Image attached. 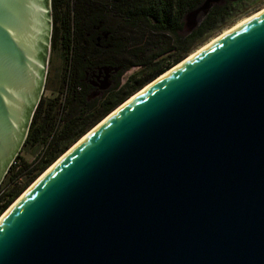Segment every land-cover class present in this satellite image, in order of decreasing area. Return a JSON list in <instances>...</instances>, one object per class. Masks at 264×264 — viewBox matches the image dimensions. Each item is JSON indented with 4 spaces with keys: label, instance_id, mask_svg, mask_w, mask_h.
<instances>
[{
    "label": "water",
    "instance_id": "95a60500",
    "mask_svg": "<svg viewBox=\"0 0 264 264\" xmlns=\"http://www.w3.org/2000/svg\"><path fill=\"white\" fill-rule=\"evenodd\" d=\"M51 3L0 0V186L45 89ZM155 80L0 221V264H264V13Z\"/></svg>",
    "mask_w": 264,
    "mask_h": 264
},
{
    "label": "trees",
    "instance_id": "16d2710c",
    "mask_svg": "<svg viewBox=\"0 0 264 264\" xmlns=\"http://www.w3.org/2000/svg\"><path fill=\"white\" fill-rule=\"evenodd\" d=\"M51 1V49L62 53L65 87L40 100L24 146L41 149L32 161L19 154L13 162L0 186V216L89 130L233 21L246 2L215 5L187 33L186 15L205 0ZM106 76L114 85L93 98Z\"/></svg>",
    "mask_w": 264,
    "mask_h": 264
},
{
    "label": "rangeland",
    "instance_id": "374dc122",
    "mask_svg": "<svg viewBox=\"0 0 264 264\" xmlns=\"http://www.w3.org/2000/svg\"><path fill=\"white\" fill-rule=\"evenodd\" d=\"M224 3H221V4H224ZM263 8H264V0H246V2H243L239 6L240 11L236 10V16L234 17L233 21H231L230 23L227 22V24L222 29H220L219 31L210 35V37L207 40H205L203 43L197 45V47L194 49V51H196L201 46L208 43L209 41H211L215 37L219 36L223 31L232 27L233 25H235L236 23H238L242 19H244V18H246L252 14L257 13L258 11H260ZM185 32L188 33V32H190V30L188 28H186ZM47 71H48L47 80H46L44 92L42 94V98L44 100L54 99V98L61 96V92L64 90V87H65L64 81H63L64 80V74H65V63H64V60L62 57V53L59 50H55V49L50 50L49 63H48ZM134 71H135V69H131L129 72H127L126 75L121 79V83H124L125 78L128 77L130 74H132ZM101 82L102 81H100V85H102ZM108 83H109L108 86L105 88H101L100 85H97L96 86L97 90L93 91L94 94L92 97L93 98L94 97L95 98L100 97L102 95V93L104 91H106V89H108L110 86L112 87L114 85V82L112 83V82H110V80L108 81ZM40 149L41 148L39 146L29 147V148L24 146L22 148V150L20 151V155H22L27 161H32V160H34L36 155L39 153Z\"/></svg>",
    "mask_w": 264,
    "mask_h": 264
},
{
    "label": "bare ground",
    "instance_id": "6f19581e",
    "mask_svg": "<svg viewBox=\"0 0 264 264\" xmlns=\"http://www.w3.org/2000/svg\"><path fill=\"white\" fill-rule=\"evenodd\" d=\"M264 13V8L261 9L260 11H258L255 14H252L244 19H242L241 21H239L238 23H236L235 25H233L232 27L226 29L225 31H223L219 36L215 37L214 39H212L211 41H209L208 43L204 44L203 46H201L199 49H197L196 51H194L193 53H191V55H189V57H187L185 60H183L181 63H179L178 65H176L175 67H173L172 69H170L169 71H167L166 73H164L162 76H160L157 80H155L152 84L148 85L147 87H145L143 89V91L148 87H150L151 85H153L154 83H156L157 81L161 80L162 78H164L165 76L169 75L170 73H172L174 70H176L178 67H180L181 65H183L184 63H186L187 61H189L190 59H192L193 57H195L196 55H198L199 53H201L202 51H204L205 49H207L208 47H210L211 45H213L215 42L219 41L220 39H222L223 37H225L226 35H228L229 33H231L232 31H234L235 29L239 28L240 26L246 24L247 22L251 21L252 19L258 17L259 15ZM141 93V92H140ZM137 95V94H136ZM136 95H134L133 97H131L129 99V101H131L132 99H134L136 97ZM121 108V107H120ZM120 108L116 109L114 112H112L108 117H106L100 124H98L96 127H94L91 131H89L85 136H83V138H81L75 145H73L65 154H63L56 163H54L50 168H48L29 188H27V190L19 197L17 198V200L11 204V206H9V208L0 216V221L13 209V207L19 202L21 201L25 195L33 188L35 187L54 167H56L75 147H77L84 139H86L88 137V135H90V133L92 131H94L97 127H99V125H101L103 122H105L106 120H108L110 117H112L115 113H117V111L120 110Z\"/></svg>",
    "mask_w": 264,
    "mask_h": 264
},
{
    "label": "flooded vegetation",
    "instance_id": "af4514ba",
    "mask_svg": "<svg viewBox=\"0 0 264 264\" xmlns=\"http://www.w3.org/2000/svg\"><path fill=\"white\" fill-rule=\"evenodd\" d=\"M47 74H48V71H47ZM46 80H47V78H46Z\"/></svg>",
    "mask_w": 264,
    "mask_h": 264
}]
</instances>
